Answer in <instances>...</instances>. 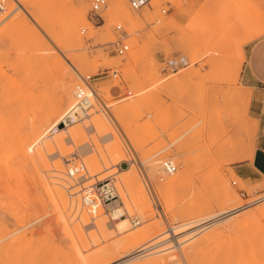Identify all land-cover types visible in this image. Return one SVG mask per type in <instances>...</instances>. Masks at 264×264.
Masks as SVG:
<instances>
[{"label":"rangeland","instance_id":"374dc122","mask_svg":"<svg viewBox=\"0 0 264 264\" xmlns=\"http://www.w3.org/2000/svg\"><path fill=\"white\" fill-rule=\"evenodd\" d=\"M115 2L108 0L105 10L111 29L99 32L83 14L79 39L72 40L58 25V8L70 10L76 0H0V264H112L143 247L152 248L125 264H264V202L221 220L219 215L247 202L241 191L249 196L264 191V177L252 183L234 171L246 161L240 160L244 151L255 148L264 116V103L240 100L248 98V89L239 81L238 29L253 28L247 37L264 35V0H204L202 5L151 0L137 11L120 0L113 13ZM121 33L128 50L123 56L109 53L105 45ZM174 57L185 59L187 66L163 71L165 61ZM79 58L84 63L74 65L71 60ZM110 68L118 77L90 84L99 112L89 111L99 118L82 113L78 123H63L82 77ZM63 79L73 99L60 114L57 92ZM126 92L131 96L125 99ZM47 116L52 119L40 128ZM90 118L108 131L104 126L100 133L88 130ZM55 136L70 140L63 155L47 146ZM112 139L126 161L119 153L114 154L118 159L106 156L119 152L107 147ZM89 158L101 169L92 177L113 175L118 189L119 198L103 207L108 220L115 204L127 220L141 215L118 179L131 165L150 201L139 225L120 232L112 227L104 242L91 222L98 217L86 215L93 206L82 207L78 186L70 188L76 183L67 175L79 162L90 165ZM164 161L177 167L173 175L162 174ZM175 174L179 178L169 183ZM58 188L67 201L58 198ZM189 222L197 225L171 234L170 227ZM141 230L146 237L130 245L128 238ZM122 240L129 244L124 249Z\"/></svg>","mask_w":264,"mask_h":264},{"label":"bare ground","instance_id":"6f19581e","mask_svg":"<svg viewBox=\"0 0 264 264\" xmlns=\"http://www.w3.org/2000/svg\"><path fill=\"white\" fill-rule=\"evenodd\" d=\"M77 1V6L76 7H74V8H72V9H70V10H66V9H59L58 8V25L60 26V28H62L63 30H64V32L67 34V36L70 38V39H72V40H78L79 39V37H78V33H77V29H78V26H79V24H80V21H81V19H82V16H83V11H82V9L79 7V4L81 3V0H76ZM118 5H120V0H116V2L114 3V6H113V9H112V11L114 10L115 11V6H118ZM9 6L10 7H14V4L10 1V3H9ZM114 11H113V13H114ZM241 58H243V57H241ZM72 61V63L74 64V65H80V62L81 63H84V59H81V58H79V59H76V60H71ZM240 61V60H239ZM241 62V61H240ZM70 65V64H69ZM240 65V64H239ZM238 68V67H237ZM242 68V67H241ZM240 71V70H239ZM178 76V75H177ZM179 77V76H178ZM236 77H238V76H236L235 75V78ZM175 78V77H174ZM237 79V78H236ZM236 79H235V81H236ZM72 88H71V85L69 84V82L68 81H66L65 79H63L62 81H61V83L59 84V90H58V92H57V102H58V112L60 113V114H63L62 112H63V108H64V106H66V105H71V101H72ZM225 96V95H224ZM88 97H89V104L88 103H85L84 104V106H85V109H83L82 110V113H83V115H84V113H85V115L86 116H89V117H91L90 116V114L93 112L94 114L97 112H99L98 110H97V107L98 106H96L95 104H94V94L92 93V91H91V93H88ZM219 97H220V95H219ZM244 97V96H243ZM242 97V99L240 98V100H242V101H244V102H247L248 103V101H249V98H243ZM74 100V99H73ZM72 102H75V101H72ZM74 104V103H73ZM91 106L94 108V109H92L91 108ZM91 109V110H90ZM92 111L91 113H90V111ZM89 111V112H88ZM87 112V113H86ZM66 114L68 113V111H66L65 112ZM64 113V114H65ZM100 114V113H99ZM92 115V114H91ZM93 116V115H92ZM101 116V115H100ZM222 116V115H221ZM85 117V116H84ZM88 117V118H89ZM97 118H99L98 116H96ZM96 117H94L93 116V120L96 118ZM52 118H49L48 116L45 118H42V119H40V123L38 124L39 125V127L41 128L42 126H45V124H46V121H49V120H51ZM91 119V118H90ZM80 120V119H79ZM84 120H86L85 118H84ZM82 122H84V121H82ZM91 122H92V119H91ZM90 122V123H91ZM223 122V121H222ZM89 123V124H90ZM66 124H71V123H66ZM103 123L98 119V120H96V122L95 121H93L92 123H91V127H89V126H85L88 130H90L91 131V129H92V131L94 130V131H99V133L100 132H102V128H104L105 126L104 125H102ZM225 124V123H224ZM231 124V123H230ZM63 125V124H62ZM65 125V124H64ZM108 125V124H107ZM104 126V127H103ZM235 126V125H234ZM236 127V126H235ZM104 129H106V127L104 128ZM109 129L111 130V127H109ZM101 130V131H100ZM108 130L106 129V131L105 132H107ZM230 131V130H229ZM112 132H114V131H112ZM104 133V132H103ZM106 134V133H105ZM109 134V133H108ZM243 134H244V131H243ZM114 135H115V133H114ZM119 136V135H118ZM225 136H226V134H225ZM112 137V136H111ZM52 138V137H51ZM50 138V139H51ZM115 138H116V136H115ZM119 138L121 139V136H119ZM47 139V138H46ZM49 139V138H48ZM47 139V146H48V148L50 149V148H56V149H58L59 148V150L62 152L63 150H65V152H67V150H66V146L64 145V144H70V140H69V138H67V137H64V139H60L58 136H55V137H53L51 140H48ZM109 139V138H108ZM114 139V138H113ZM113 139L111 140L112 142H114V143H112V144H110V145H108L107 147H109V148H113V149H116L117 151H119V152H115V153H113V152H110V153H107L106 154V156L107 155H109V154H113L112 155V158H110V159H112L113 160V157H114V159L117 157V159L119 158V154H121L122 155V157L121 158H119L120 160H125L126 161V158H124L123 157V151H122V148H119L117 145H116V142L115 141H113ZM123 140V139H122ZM118 141V140H117ZM120 142H121V140H120ZM119 143V142H118ZM117 143V144H118ZM227 143V142H226ZM121 144V143H120ZM123 144H124V141H123ZM122 146V145H121ZM229 146V145H228ZM95 151H96V153L98 154V156L100 155V158H102V153H101V147H100V145H97L95 148ZM228 149V148H227ZM70 150H71V148H70ZM94 151V150H93ZM122 151V152H121ZM65 152H64V154H65ZM91 153H92V151H91ZM90 153V154H91ZM119 153V154H118ZM123 153V154H122ZM94 154V153H93ZM92 154V155H93ZM114 154H118L117 156H114ZM253 154H254V147H250V148H248V149H246L245 151H244V153H243V155H242V157L240 158V160H246V161H250L252 158H253ZM62 155H63V152H62ZM95 155V154H94ZM67 157V156H66ZM77 157V156H76ZM92 157H94V156H92ZM91 157V158H92ZM108 157V156H107ZM110 157H111V155H110ZM91 158H89V160H91L90 162H88V163H90V165H92V168H90V165H87V162H84V163H86V165L84 164V166H87L86 167V171H87V173L89 174V176L91 175H93L94 174V172H95V174L94 175H96V173H99V170H101V169H99L100 167H98V162L99 161H97L95 158H93V159H91ZM124 158V159H123ZM97 159H99V158H97ZM105 159H106V157H105ZM104 159V160H105ZM109 159V158H108ZM86 160V159H85ZM84 160V161H85ZM100 160V159H99ZM104 160H102L100 163L101 164H103V162H104ZM111 160V161H112ZM107 161V160H106ZM104 162V164L103 165H105L107 168H108V166L109 165H107L108 164V161L107 162ZM110 161V162H111ZM118 161V160H117ZM117 161H114V165H115V163H117ZM83 163V162H82ZM119 163V162H118ZM130 165H131V163H129ZM100 165V164H99ZM112 165V164H111ZM150 165H152V164H150ZM89 166V167H88ZM98 167V168H97ZM113 167V166H112ZM146 167H150L149 165H147ZM87 168L89 169V170H87ZM102 168V167H101ZM114 168V167H113ZM113 168H111V169H113ZM93 169H97V172L96 171H93V173H92V170ZM128 169H130V171H129V173L128 174H122L121 173V176L122 177H119L118 179H119V182H120V185L122 186V189L124 190V194H126L125 196H127V198L129 197V199H130V204L132 205V203H133V205H135L136 206V208H137V210L139 211V213H141V215H139V217H140V219H142V212H143V209H145V208H147V207H150V201L148 200V197H147V192H145L146 190L142 187V185H141V183H140V181H139V179H138V177H137V173H136V169L131 165ZM90 170H91V172H90ZM115 170V169H114ZM89 171V172H88ZM179 171V170H178ZM110 172V171H109ZM112 172L114 173V171H111L110 173L112 174ZM90 173H92V174H90ZM187 173V172H186ZM154 174V173H153ZM103 176H104V174H102ZM100 176V175H99ZM102 176V179H104V177ZM113 176V175H112ZM105 177H108V175L107 176H105ZM153 178V177H152ZM151 178V179H152ZM164 177H162V179H163ZM179 177H178V175L177 174H175L171 179H170V181H169V183H174V182H176V180L178 179ZM98 180H102L100 177L99 178H97ZM165 179V178H164ZM93 180V179H92ZM181 180V179H180ZM73 181H74V179H73ZM94 181V180H93ZM58 182H60V179H59V181ZM75 182V181H74ZM163 183H164V180H163ZM88 184H89V182H88ZM87 184V185H88ZM165 184H167V183H165ZM74 183H73V185L70 187V188H74ZM155 187H156V185H154ZM160 186H162V185H160ZM59 187V186H58ZM62 187V186H61ZM154 187V188H155ZM158 187V186H157ZM63 189V188H62ZM62 189H60V188H58V198H60V199H62V200H65V201H67V197H66V195H65V192H63V190ZM65 189V188H64ZM67 189H69L68 187H67ZM75 189V191H77L76 189H78V191H80V189L77 187H75L74 188ZM74 189H73V191L71 190H69L70 192H75L74 191ZM116 189V188H115ZM66 190V189H65ZM118 190V189H117ZM116 190V192L118 193V191ZM77 191V192H78ZM168 191V190H167ZM225 191H226V193H227V197H228V195L230 194L229 193V187L226 185L225 186ZM119 192H120V194L122 195V197L124 198L125 196H124V194H122L121 192H122V190H119ZM156 192H157V190H156ZM162 193V192H161ZM167 193V192H166ZM233 193V192H232ZM149 194V193H148ZM163 194V193H162ZM77 195V194H76ZM79 195V194H78ZM119 195V194H118ZM150 195V194H149ZM71 196V195H70ZM74 196V195H73ZM231 196V195H230ZM233 196V195H232ZM77 198L79 197V196H76ZM81 197H79V199H80ZM168 198V197H167ZM166 198V199H167ZM128 199V200H129ZM164 199V198H163ZM123 200V199H122ZM73 201V200H72ZM81 201H82V199H81ZM124 201L125 202H123L124 204H125V206H126V209H127V212H130L131 214H132V210L130 209V206H129V204H128V201L126 202V198L124 199ZM165 203L167 204L168 202H166V200H165ZM165 204V205H166ZM169 204H170V202H169ZM169 204H167L166 206H168ZM132 205V206H133ZM162 205H163V203H162ZM164 206V205H163ZM82 207H83V202H82ZM91 208H92V206H90ZM240 207V206H239ZM239 207H237L236 206V208H233V209H231V210H224V211H222L219 215H220V220L221 219H223V218H225V217H228V216H231V215H233L234 213H237V212H239V211H242V210H244L245 208H239ZM84 208H85V205H84ZM103 208V206H101L98 202H96L95 203V207L93 206V209H95V211L93 210V209H91L90 210V215H88V214H86L89 218H90V220L91 219H94L95 217H98V219H96L95 221L93 220H91V222H92V224H93V226L95 227V230H96V232H97V234H98V237H99V235H100V237L102 236V239H103V237H104V239H103V242H104V240H107V238L105 239V236H107L106 234H107V232H109L110 231V229H112V227L113 228H115V230L117 231V232H120L121 230H124V229H126V228H128L129 226H131V227H134V226H137V225H139L140 224V221H138V219H139V217L137 218V217H135V218H133V219H126L124 216V211H123V208H121L118 204H115V205H113V207H112V209H111V213H107V216H109V220L105 217V215L106 214H104L103 215V212H105V211H103L104 210V208ZM164 209H165V207H164ZM86 210H87V207H86ZM85 209H84V212H86L87 213V211H86ZM106 210V209H105ZM140 210H141V212H140ZM261 210V209H260ZM137 211V212H138ZM172 211V210H171ZM262 211L264 212V210L262 209ZM262 211H260V212H262ZM89 212V211H88ZM135 213H136V211H134ZM103 215V216H102ZM129 215V214H128ZM136 215H137V213H136ZM127 217V216H126ZM196 222V221H195ZM195 222H189V223H186V224H182V225H180V226H177V227H170V231H171V234L172 235H174V236H176L178 233H179V231H177V230H179V229H181V228H186L187 226H190V227H194L193 226V224L194 225H197V224H195ZM115 224V225H114ZM131 227H129V228H131ZM190 227H187V228H190ZM113 230V229H112ZM112 230H111V232H112ZM125 231V230H124ZM177 231V232H176ZM145 234H147V232H145V230H141V231H139L138 233H136V234H134V235H131L129 238H128V240H127V242L130 244V243H135V244H138V243H140V242H142L143 240L142 239H144L146 236H145ZM103 235H105V236H103ZM112 237H113V232H112ZM167 235V234H166ZM108 236L110 237V233L108 234ZM165 236V235H164ZM100 237H99V239H100ZM165 238H166V236H165ZM164 238V239H165ZM101 240V239H100ZM112 241V240H111ZM121 241V240H120ZM107 242V241H106ZM124 244H126V246L127 245H129L128 243H126V240H124ZM116 243V242H115ZM155 243V242H154ZM154 243H152V244H154ZM123 244V240H122V242L120 243V247H122L123 249L125 248V246H124V244ZM107 245V244H106ZM131 245V244H130ZM109 245H107V247H108ZM118 246H119V244H118ZM146 246H147V244H146ZM148 246H150L149 244H148ZM152 247H150V248H146V247H143L142 249H138V250H136L135 252H133L131 255H130V257L129 258H127V259H116V261L114 262V263H112V264H125V263H127V262H130V261H133V260H135V259H138V258H140V257H145L144 256V254L142 255V253H145V252H147L148 250H150ZM155 249H153V250H151V251H154ZM151 251H149V253L151 252ZM153 254V253H152ZM145 255H147V254H145ZM168 257H169V255H168ZM168 257H166L167 258V260H168ZM157 258V257H156ZM169 262V261H168ZM149 263V262H148ZM94 264V263H93ZM95 264H97V263H95Z\"/></svg>","mask_w":264,"mask_h":264},{"label":"built area","instance_id":"2783aa9c","mask_svg":"<svg viewBox=\"0 0 264 264\" xmlns=\"http://www.w3.org/2000/svg\"><path fill=\"white\" fill-rule=\"evenodd\" d=\"M128 6L131 10L137 11L144 6L149 5L151 0H126ZM108 7V0H102ZM106 7V8H107ZM105 8V10H106ZM165 11H162L164 13ZM91 19L87 20L88 23L92 24V21L98 19L94 13H90ZM102 18V17H99ZM121 26H116V30H120ZM85 31L84 29L82 30ZM124 34L121 33L119 36V42L115 40L112 42H108L105 45V49L109 53H113L118 56H123L126 51L128 50V46L123 43ZM187 61L181 57H174L167 59L164 63V67L162 68L163 71L168 72H176L179 68L187 66ZM116 78L118 77V71L115 69H103L98 72L96 75H87L82 77L81 84L77 85L74 90V104L69 108L67 111L66 117L62 120L63 123H78L79 119H81L82 110L85 109L84 104H89V97L88 93H91L92 88L90 86L91 82L94 79H104V78ZM131 96V92H126L123 94V98H129ZM92 109H94L91 106ZM83 115V114H82ZM53 132L57 131V127H53L51 129ZM72 158L66 160L67 163H71ZM161 172L164 176L173 175L177 167L171 161H164L161 163ZM67 175L74 179L75 185L80 187V195L85 206H95V203L98 202L101 206L107 207L116 199L119 198L116 189H115V182L113 176H109L103 180H97V177L93 178L92 176H88L86 168L82 162H79L77 167H70L67 169ZM93 178L94 182L86 185L91 179ZM240 196L245 198L247 202L240 206L239 208H249L255 204H259L264 202V191L262 194L255 195H247L244 191H241ZM148 249V248H147Z\"/></svg>","mask_w":264,"mask_h":264},{"label":"crops","instance_id":"0c3cea01","mask_svg":"<svg viewBox=\"0 0 264 264\" xmlns=\"http://www.w3.org/2000/svg\"><path fill=\"white\" fill-rule=\"evenodd\" d=\"M190 1H197L199 5H202L204 0ZM216 9H218V7ZM250 29L254 30L253 28H239L237 36V39L241 40L239 46L240 58L243 57L240 60L241 62H239V81L240 84L247 89L249 83L257 86H264V82L256 80L252 74V69L247 63H245V61L251 57L254 49L258 48L261 41L264 40V35L258 38H255L254 36L247 37L246 32L250 31ZM234 171L239 178L252 183L257 182L264 177V125L261 123L260 132L255 142L253 158L250 161H242L234 168Z\"/></svg>","mask_w":264,"mask_h":264},{"label":"snow or ice","instance_id":"6c2138e0","mask_svg":"<svg viewBox=\"0 0 264 264\" xmlns=\"http://www.w3.org/2000/svg\"><path fill=\"white\" fill-rule=\"evenodd\" d=\"M79 7L82 9L84 16L86 17V23L87 20L91 19L90 13H94L95 16L98 17V19L92 21V26L99 32L112 28L111 23L105 14V8L107 5L103 3L102 0H81ZM85 30H87V28ZM119 39V36L115 37L116 42H119ZM245 63H247L252 69V74L255 79L264 82V40L261 41L258 48L254 49L251 57H249ZM248 98L252 102L258 100L261 103H264V86H257L249 83ZM261 124L264 125V116L261 117Z\"/></svg>","mask_w":264,"mask_h":264}]
</instances>
